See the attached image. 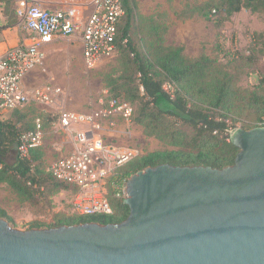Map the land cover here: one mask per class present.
I'll return each mask as SVG.
<instances>
[{"label": "water", "instance_id": "obj_1", "mask_svg": "<svg viewBox=\"0 0 264 264\" xmlns=\"http://www.w3.org/2000/svg\"><path fill=\"white\" fill-rule=\"evenodd\" d=\"M229 140L231 166L133 174L118 224L22 231L0 218V264H264V127Z\"/></svg>", "mask_w": 264, "mask_h": 264}, {"label": "trees", "instance_id": "obj_2", "mask_svg": "<svg viewBox=\"0 0 264 264\" xmlns=\"http://www.w3.org/2000/svg\"><path fill=\"white\" fill-rule=\"evenodd\" d=\"M123 6L125 15L117 41L119 75H105V87L114 94L111 97L135 105L131 121L146 137L159 141L162 149L133 157L119 171L130 176L163 164L214 169L233 165L239 150L230 142L229 131L238 123L244 130L264 127V88L242 90L235 76L217 61L205 55L189 58L182 46H166L152 17L147 19L150 29L136 45L131 40L138 18L136 1L123 0ZM216 9H222L229 20L242 9L253 14L264 12V0H210L176 17L207 19ZM166 84L170 93L164 88ZM9 111L12 119L0 118V185L9 187L22 200L42 192L45 185L55 191L68 189L41 168L43 153L39 147L25 157L20 155L18 140L34 129V121L28 120L22 109ZM112 207L110 216H61L47 229L84 223L118 224L128 217L129 209L122 201L114 200ZM0 218L12 222L1 208Z\"/></svg>", "mask_w": 264, "mask_h": 264}, {"label": "rangeland", "instance_id": "obj_3", "mask_svg": "<svg viewBox=\"0 0 264 264\" xmlns=\"http://www.w3.org/2000/svg\"><path fill=\"white\" fill-rule=\"evenodd\" d=\"M59 1L65 2L64 0H0V3L5 11L14 12L22 2L51 8ZM89 1L91 0L67 2H71L69 8H72L79 3ZM135 1L138 18L134 20V29L131 31L133 43L141 44L140 37L142 38L151 26L147 19L152 17L155 25L163 33L166 46H182L184 54L189 58L205 55L217 61L219 66L235 76L237 86L242 90L264 88V12L253 14L249 10L242 9L226 20L223 10L216 9V14L210 13L207 19L197 15L191 19H178L176 14L203 5L210 0ZM120 57L121 54L117 51L103 58L94 68L88 69L80 58L71 56L74 67L68 66L65 78L57 79L48 85L60 89L59 98L51 106L59 107L62 112L76 113L99 109V101L104 98L103 91H109L105 87L104 76L119 75ZM164 88L171 92L169 85L166 84ZM109 94L114 96L113 93L109 92ZM132 106L135 108V105ZM41 107L47 106L31 103L22 109L21 113L30 121L40 118L43 122L44 138L39 149L43 153L41 168L45 170L61 155L70 152L73 145L72 135L58 128V115L47 117L39 111ZM11 115V111H0L2 120L12 119ZM235 128L243 129L241 123ZM104 137L106 142L114 146L131 149L135 156L162 149L159 141L146 137L142 128L132 121L130 124L120 122L115 127L105 128ZM43 189L42 192H36L31 199L22 200L9 187L0 185V208L12 218V222H9L11 228L22 231L47 229L61 216H75L71 214V190L55 191L50 185H45ZM113 201L111 200V203Z\"/></svg>", "mask_w": 264, "mask_h": 264}, {"label": "built area", "instance_id": "obj_4", "mask_svg": "<svg viewBox=\"0 0 264 264\" xmlns=\"http://www.w3.org/2000/svg\"><path fill=\"white\" fill-rule=\"evenodd\" d=\"M16 15L34 39L32 44L17 46L0 56V111L23 109L31 103L53 104L59 88L46 86L31 92L21 88L23 78L43 63V47L56 36L81 35L83 63L88 69L94 68L103 58L117 52L119 25L125 10L123 0H93L92 10L85 17L84 9L77 6L52 11L22 2ZM103 95L100 108L95 111L59 113L57 126L72 135L74 147L45 169L71 190V214L77 216H110L111 200L123 202L127 197L129 177L119 170L135 157L134 152L106 142L104 132L120 122L130 124L133 108L111 97L108 91H103ZM43 138V122L36 118L34 129L20 136L18 152L27 156L31 149L42 145Z\"/></svg>", "mask_w": 264, "mask_h": 264}, {"label": "crops", "instance_id": "obj_5", "mask_svg": "<svg viewBox=\"0 0 264 264\" xmlns=\"http://www.w3.org/2000/svg\"><path fill=\"white\" fill-rule=\"evenodd\" d=\"M64 1L66 3L59 1L53 7L47 9L52 11L67 10L71 2H67L68 0ZM73 1L77 2V0H72V2ZM1 4L2 3H0V56H4L8 51L17 46L32 44L34 37L24 28L16 15V10L14 12L5 11ZM77 6L84 9V16L86 17L92 10L93 0L87 3H79ZM82 50L83 42L81 35H75L71 38L56 36L51 43L43 47V63L31 70L23 78L21 82L22 90L31 92L34 89L46 87L57 79L65 78L66 68L68 66L72 68L75 65L71 56L75 58L78 57L81 62L83 61ZM59 95L60 94L57 95L56 99L59 98ZM51 105L41 107L39 111L50 118L55 114L59 115L61 112L60 108ZM72 145L74 147L73 138Z\"/></svg>", "mask_w": 264, "mask_h": 264}]
</instances>
